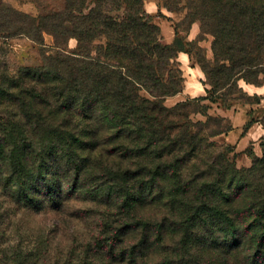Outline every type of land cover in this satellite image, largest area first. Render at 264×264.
Returning a JSON list of instances; mask_svg holds the SVG:
<instances>
[{
  "label": "trees",
  "instance_id": "16d2710c",
  "mask_svg": "<svg viewBox=\"0 0 264 264\" xmlns=\"http://www.w3.org/2000/svg\"><path fill=\"white\" fill-rule=\"evenodd\" d=\"M187 2L213 37V60L199 62L208 96L192 101L248 97L238 82L262 83L264 0ZM45 34L57 55L0 65V264L45 258L7 248L10 208L71 199L101 212L82 264H264V137L240 171L210 141L230 122L191 121V100L164 104L184 87L183 45L162 41L143 0H65L37 17L0 6L1 36Z\"/></svg>",
  "mask_w": 264,
  "mask_h": 264
},
{
  "label": "rangeland",
  "instance_id": "374dc122",
  "mask_svg": "<svg viewBox=\"0 0 264 264\" xmlns=\"http://www.w3.org/2000/svg\"><path fill=\"white\" fill-rule=\"evenodd\" d=\"M64 3L65 0H0V6L10 7L34 17L57 12L63 8ZM143 3L147 13L150 12V6H155L152 16L160 27L162 41L166 32L170 30L174 32V40L179 39L182 42L183 51H180L178 56L188 55L190 61V63L182 64L185 68V76L195 79L193 73H187V66L195 69L199 72L200 84L205 89L207 87L203 84L205 75L199 62L213 60V37L201 33V22L195 18L187 0H143ZM97 43L98 41L94 44ZM76 47L77 41L71 38L62 48L70 52ZM58 52L59 48L54 46L53 39L48 34L44 35L43 44L23 35L8 38L0 35V65L6 63L11 70L21 67H38L43 63L45 56L57 55ZM261 80L262 83L258 86L263 89L261 95L253 93L249 84L240 80L239 88L248 97L240 98L239 94H235L232 96L235 98H232L233 100H216L215 102L207 99L192 101L199 97L186 99L192 101L189 119L193 122H204L207 116L222 117L231 125L233 122L242 123L246 119V123L242 126L243 130L251 124V120H258L263 127L264 74L261 75ZM195 81L198 80L195 79ZM207 96L208 94L204 92L200 97ZM180 101L185 100L182 99V95L177 94L167 98L164 104L171 107ZM215 128L217 127L214 125L211 130ZM228 133L215 136L210 141L216 144V150L230 147L232 152L228 153V156L232 158L236 154L239 157V160L235 158V162L240 171L249 169L253 161L262 156L261 141L256 146L250 145L245 150L237 152L232 142L226 138ZM263 137L264 131L261 139ZM92 206L93 204L86 201L71 199L58 209L50 205L40 211L12 207L7 248L20 255L30 253L45 256L36 264H82L80 260L82 243L92 236L93 228L101 220V212L92 210Z\"/></svg>",
  "mask_w": 264,
  "mask_h": 264
},
{
  "label": "crops",
  "instance_id": "0c3cea01",
  "mask_svg": "<svg viewBox=\"0 0 264 264\" xmlns=\"http://www.w3.org/2000/svg\"><path fill=\"white\" fill-rule=\"evenodd\" d=\"M154 9H156L155 6L153 7L150 6V12L148 13L150 15H154ZM173 39H174V32L168 30V32H166V36L164 37L163 42L166 44H170L173 41ZM177 61L179 62L180 68L184 76V87L182 92H180L178 95H182L183 100L202 96L203 93L206 91L200 84L199 72L187 66V73L189 74L193 73L195 79H197L198 81L196 82L195 79H192L189 76H185V72H184L185 68L183 67L182 64L190 63L188 55L186 56L180 54L177 57ZM186 78H188V80ZM248 86L252 89L253 93H257L258 95H261V93H263V89L261 87L251 84H249ZM246 121L247 120L245 119L243 120L242 123L233 122L232 129L229 131L226 137L228 141L232 142V144L235 146L234 148L235 151L237 152L245 150V148L250 145L256 146L261 141V136L264 131L261 123L258 120L255 121L251 120V124L246 129L243 130L242 126L246 123ZM256 155H258V152H256ZM236 160H239L238 156H236Z\"/></svg>",
  "mask_w": 264,
  "mask_h": 264
}]
</instances>
